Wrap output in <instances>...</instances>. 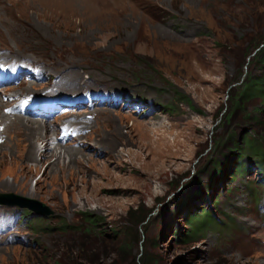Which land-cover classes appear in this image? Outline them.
Returning <instances> with one entry per match:
<instances>
[{"label": "rangeland", "instance_id": "1", "mask_svg": "<svg viewBox=\"0 0 264 264\" xmlns=\"http://www.w3.org/2000/svg\"><path fill=\"white\" fill-rule=\"evenodd\" d=\"M253 35L263 43L244 57ZM261 49L264 0H0V57L155 103L148 116L97 108L82 138L56 144L22 126L43 122L4 116L0 92V193L53 210L0 240V264H264V177L243 149L264 134V102L233 110L231 96L264 75ZM135 207L148 212L130 241L115 229ZM206 211L213 224L185 241L188 217Z\"/></svg>", "mask_w": 264, "mask_h": 264}, {"label": "trees", "instance_id": "2", "mask_svg": "<svg viewBox=\"0 0 264 264\" xmlns=\"http://www.w3.org/2000/svg\"><path fill=\"white\" fill-rule=\"evenodd\" d=\"M156 16V18H159V15H153ZM245 53L244 57L248 56L253 50H256L261 43H263V39H261L257 35H253L250 37L245 38ZM257 50L254 54V60L253 61H259L261 63H264V49ZM231 96H232V107L233 110H236L238 108H241L245 102H248L249 100L253 98H259L264 102V75L262 77L254 78L252 75H249L244 82L239 85L238 87H235L231 89ZM259 139H247L246 140V146L243 147L246 153L251 154L255 157V159L252 158L253 161L257 162L259 165L260 173H264V134L262 133L261 136L258 137ZM237 150V153H241L242 148L240 149L238 146L235 148ZM241 151V152H240ZM243 154V153H242ZM219 168V164H216V168ZM241 167L240 164L237 165V169ZM148 210H144L140 207L131 208L127 212V220H129L130 225H124L119 229H115V232L119 231H126L130 230L132 233H128L129 240L132 241V239L137 238V229L136 224L138 222H142L146 216H147ZM26 214H31V211L26 210ZM188 230L185 235V241L194 240L198 238L200 235L204 234L206 229L213 224L215 221V216L212 212L206 211L205 213L198 212L195 214H191L188 217ZM89 226L85 227V229H93L95 227H98L100 222L98 218L93 217L89 218L88 221ZM64 228L67 227L65 223H63ZM41 228H49L47 226H43ZM128 246L127 243H121L120 244V250L124 251V249ZM145 264H149L148 261L150 260V256L144 255ZM54 264H59L57 261H54ZM105 264H125L122 262H118L114 259H111L109 262ZM127 264H136L135 260H130Z\"/></svg>", "mask_w": 264, "mask_h": 264}, {"label": "water", "instance_id": "3", "mask_svg": "<svg viewBox=\"0 0 264 264\" xmlns=\"http://www.w3.org/2000/svg\"><path fill=\"white\" fill-rule=\"evenodd\" d=\"M19 203L31 209L35 214L49 215L53 210L38 199L29 198L15 193H0V202Z\"/></svg>", "mask_w": 264, "mask_h": 264}, {"label": "bare ground", "instance_id": "4", "mask_svg": "<svg viewBox=\"0 0 264 264\" xmlns=\"http://www.w3.org/2000/svg\"><path fill=\"white\" fill-rule=\"evenodd\" d=\"M0 105H2L1 103H0ZM4 114V113H3ZM18 117H20V116H18ZM21 119V118H20ZM30 120H33V121H39V122H43L42 120H37V119H30ZM78 123H82V121H80V122H78ZM85 125V127L87 126V124H84ZM22 126H23V128H26V127H28L30 130H31V132H33V133H36V134H38L39 136H41L42 138H44V139H46L47 141H49V140H53V142L54 143H56V144H59V140L56 138V137H54V138H51L50 136H48V135H46V134H43L41 131H42V128H44L45 129V127H46V125H44V124H40V123H38V124H22ZM46 130H47V128H46ZM62 144V143H61ZM65 144H68L67 142L65 143ZM32 145H33V143H32ZM34 146V145H33ZM36 151V150H35ZM54 151V150H53ZM52 152V151H51ZM47 153V152H46ZM46 153L44 154H40V156L41 155H43V156H46ZM37 155V154H36ZM53 156H55L56 157V159L58 160V159H61L62 158V151H60V152H54L53 154H52ZM34 157H32V159H34L35 161H36V165H37V167H39L40 166V164H41V162L44 160V159H40V160H38V159H36L35 158V154L33 155ZM41 158V157H40Z\"/></svg>", "mask_w": 264, "mask_h": 264}]
</instances>
